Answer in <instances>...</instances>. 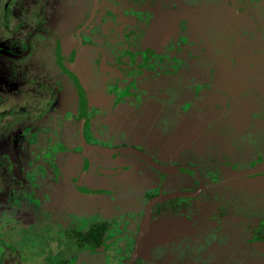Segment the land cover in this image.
Listing matches in <instances>:
<instances>
[{
    "label": "flooded vegetation",
    "instance_id": "flooded-vegetation-1",
    "mask_svg": "<svg viewBox=\"0 0 264 264\" xmlns=\"http://www.w3.org/2000/svg\"><path fill=\"white\" fill-rule=\"evenodd\" d=\"M7 117L1 211L49 225L4 220L0 264H157L173 216L168 264L204 221L264 257V0H0Z\"/></svg>",
    "mask_w": 264,
    "mask_h": 264
},
{
    "label": "water",
    "instance_id": "water-1",
    "mask_svg": "<svg viewBox=\"0 0 264 264\" xmlns=\"http://www.w3.org/2000/svg\"><path fill=\"white\" fill-rule=\"evenodd\" d=\"M172 219L175 221V219L177 218L176 216H173L172 218L171 217L162 218V220L156 223L155 230L153 229L148 230L147 229L148 224L144 225L142 228V232L140 235V244H142L144 238L147 241L145 244H147L148 241H150V236L154 234L156 235L155 237L152 236L151 239L157 240L156 241L157 245L155 249L158 250L159 254L162 253L161 257L156 258L157 264H168L171 261V255L169 253L168 254L165 253L166 248H167L166 240H165L167 231L171 230V232L174 234L171 237L172 241L176 240L179 234L181 235V233H179L178 230L176 231V227L174 226L175 222ZM206 227H208V225L206 224V221L199 222V224L197 225L198 230L191 231L190 228L188 227V231H189L188 234L206 235L204 238H200L201 240H199L201 244L199 248L201 255L194 258V261L199 260V262H202L198 264H232L233 259H237L238 264H261V261L264 260V257H261V256L255 257L253 254H251V252L249 251V248L241 244L244 241L236 242L237 244L236 248L239 249L240 252L236 256H234L231 252L234 249V246H233L234 242L231 241L230 238L218 239L215 236L216 234L213 230L211 234H209L210 236H207L208 232L204 231L206 230ZM160 243L162 244V246L163 245L164 246L163 247L160 246L159 245ZM251 245L254 246V249L256 250V252H258L259 255L261 254L264 256V242L257 239L253 242H250V246ZM169 247H171V245ZM255 260H257L258 262L255 263ZM194 261L190 262L189 264H197V262H194Z\"/></svg>",
    "mask_w": 264,
    "mask_h": 264
},
{
    "label": "rangeland",
    "instance_id": "rangeland-1",
    "mask_svg": "<svg viewBox=\"0 0 264 264\" xmlns=\"http://www.w3.org/2000/svg\"><path fill=\"white\" fill-rule=\"evenodd\" d=\"M14 127H15L14 122L12 121L11 117H7L5 120H3V122L0 121V140L3 139L5 136H7L9 131ZM2 194L3 193L0 192V195H2ZM6 203H7V201L3 200V198L0 196V220L2 219V221H0L1 222L0 230L4 229V227H3L4 220H7L8 222H11L12 225H17V226H19L18 224H22V221L24 223L28 222L27 224H29V226L27 228L35 227V229L40 230V232L43 231L44 226H46L47 224L49 225V223L46 221V219L42 215H39L38 213H37V215L32 217L31 216V214H32L31 210L32 209L27 203H23V205L18 204V206L15 205L18 208L10 207L11 211L8 210V212L1 211V209H3V208L4 209L9 208L8 205L6 206ZM11 205L14 206V204H11ZM33 218L34 219L36 218V219L34 220ZM33 222L35 224L33 226H30V224ZM25 255H27V258L29 259V262H30L31 256L29 257V255H32L31 252L28 254L25 253ZM85 257L87 258L88 256H85ZM6 264H9V263H6ZM35 264H38V262L36 260H35Z\"/></svg>",
    "mask_w": 264,
    "mask_h": 264
}]
</instances>
